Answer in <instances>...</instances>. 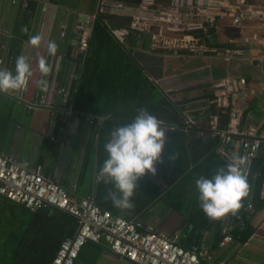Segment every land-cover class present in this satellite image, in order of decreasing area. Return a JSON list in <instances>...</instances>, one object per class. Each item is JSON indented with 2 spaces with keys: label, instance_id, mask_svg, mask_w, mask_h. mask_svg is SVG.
I'll list each match as a JSON object with an SVG mask.
<instances>
[{
  "label": "crops",
  "instance_id": "1",
  "mask_svg": "<svg viewBox=\"0 0 264 264\" xmlns=\"http://www.w3.org/2000/svg\"><path fill=\"white\" fill-rule=\"evenodd\" d=\"M194 1L142 0L139 7L121 5L112 11L131 16L133 23L140 26V32L151 34L150 50L141 47L142 40H138L133 54L168 96L182 101L213 92L216 96L213 103L232 109L230 130L240 133L261 131L264 129V21H246L237 26L231 14L239 8H264V0H208L207 5L204 0H197V4ZM100 3L101 0H82L80 6L75 7L70 0H0V58L6 57L14 43L19 41L21 55L28 59L33 70L37 49H47L50 41L67 39L78 47L80 38L77 40L72 34L81 37L84 30L89 36L94 19L87 22L80 15L93 16L91 10L94 6L97 11L104 10ZM196 22L202 28H191ZM62 24L68 27L64 38L61 37ZM209 28L213 29L212 35ZM195 31H200L201 35L196 36ZM123 32L128 34L127 30ZM34 35L41 37L38 47L28 43L29 37ZM121 37L124 40L127 35ZM227 48L244 50L245 55L227 61L223 56ZM60 60V56L52 58L48 64L46 87L51 77L57 75ZM11 71L14 72L15 68ZM63 76L62 83L69 87L73 80L70 66ZM242 78L247 82L244 87L240 85ZM18 93L20 91H15ZM15 97H10L11 104L4 109L6 118L0 121L3 129L0 131V153L15 157L28 168L42 165L47 176L65 187L72 198L95 199L101 177L100 143L98 146V136L92 143V121L86 119L79 125V120L75 119L72 126L62 124L60 116L71 117L58 110L54 118L49 109L30 106ZM212 117L214 128L218 116ZM187 118H191L189 112ZM165 131L167 133V128ZM92 146L95 148L93 154ZM156 180L163 191H168L165 178L157 177ZM261 195L264 199L262 192ZM112 197H117L114 192ZM153 212H156L155 208L151 209L148 219L153 225L171 230L184 223L178 213ZM252 222L255 233L244 244L232 240L213 251V233H208L203 238L201 250L221 257L227 264H264V207L255 214ZM245 250H250L249 255L259 258L260 263L242 257ZM75 264L137 263L120 257L104 242L90 241L82 248Z\"/></svg>",
  "mask_w": 264,
  "mask_h": 264
},
{
  "label": "trees",
  "instance_id": "2",
  "mask_svg": "<svg viewBox=\"0 0 264 264\" xmlns=\"http://www.w3.org/2000/svg\"><path fill=\"white\" fill-rule=\"evenodd\" d=\"M141 4L142 0H104V10L97 11L94 6L91 15L95 17L88 47L83 51L67 39L55 40L57 52L53 56L48 55L47 49L38 48L29 89L24 99L20 100L29 103L37 92L44 91L41 80H45V76L40 73L39 59L44 57L49 64L52 58L60 56L57 81L63 84V74L69 66L73 72V80L68 87L73 118L60 116L59 120L62 124H69L78 119L79 125L86 119L92 121V143L96 142L100 132L99 171L107 158L104 145L112 139L114 130L133 120L141 109L147 110L168 130L162 159L156 165L157 174H148L139 181L130 209L114 206L109 190L112 188L117 197L119 193L114 191L109 178L101 176L96 203L110 210L114 217L139 220L144 226H153L157 231L169 234L178 230L187 232L180 242L185 248L197 247L201 250L203 238L208 233H213V251L221 247L227 235L244 244L255 233L252 222L255 214L264 207L261 195L264 152L254 160L249 195L242 202L241 209L220 219L207 217L199 208L195 181L229 163L219 148L222 145L221 134L229 129L232 109L213 103L216 99L213 92H204L189 100L173 99L151 78L133 54L138 40H142L141 47L150 50L151 34L134 31L131 16L112 11L115 6L136 8ZM209 29L212 35L213 29ZM123 30H127L128 34L121 40L115 31ZM199 32L194 34L200 36ZM72 35L77 40L80 38L76 33ZM14 44L6 56L11 70L15 68L16 58L21 56L22 50L21 42ZM10 97L16 98L0 91V121L6 118L4 109L11 104ZM187 112L195 121L190 128L186 122ZM214 115L218 116V122L213 128ZM1 127L0 124V131L3 130ZM94 149L92 146V154ZM157 177L165 178L169 184L168 191H163ZM250 204H253V210L248 208ZM152 208H155L153 213L156 214L165 211L178 213L184 218V223L171 230L153 225L148 220ZM77 228L76 218L63 210L52 206L32 210L0 195V264H51L63 240L73 237ZM209 254L216 261L222 260L213 253Z\"/></svg>",
  "mask_w": 264,
  "mask_h": 264
},
{
  "label": "built area",
  "instance_id": "3",
  "mask_svg": "<svg viewBox=\"0 0 264 264\" xmlns=\"http://www.w3.org/2000/svg\"><path fill=\"white\" fill-rule=\"evenodd\" d=\"M231 15L233 23L242 26L246 21H264V8H239ZM94 17L89 16L87 22ZM60 28L61 37L64 38L68 27L62 24ZM191 28L199 29L202 25L196 22L191 24ZM115 34L121 37L118 31H115ZM88 37V33L83 30L78 40L79 50L83 51L88 47ZM244 55L245 51L241 49L227 48L223 52L227 61ZM9 61L7 57L0 58L2 71H11ZM246 83L245 78L240 79L242 87L246 86ZM29 85L30 78L20 93L5 92L22 100ZM69 95L68 87L60 84L56 76H53L46 89L37 92L29 105L49 109L54 118L57 117L58 110L72 117L73 109L69 102ZM186 122L189 127L193 124L191 118H187ZM73 124L75 122L70 123L71 126ZM221 139L222 145L219 152L228 162H231L233 158H242L245 162L242 172L250 180L254 160L264 151V129L259 132L252 130L248 133L228 129L221 134ZM262 193L264 194V182ZM0 195L32 210L52 206L76 218L78 228L75 235L63 240L51 264H75L82 248L90 241L104 242L111 251L137 264H227L225 260L216 261L212 255L197 247H183L180 242L187 236V232L183 230L169 234L166 231H157L150 225L144 226L139 220L114 217L110 210L101 208L92 197L72 198L65 187L47 176L42 165L28 168L15 157L1 153ZM249 208L252 209L253 204H250ZM232 240V236L227 235L221 247Z\"/></svg>",
  "mask_w": 264,
  "mask_h": 264
},
{
  "label": "clouds",
  "instance_id": "4",
  "mask_svg": "<svg viewBox=\"0 0 264 264\" xmlns=\"http://www.w3.org/2000/svg\"><path fill=\"white\" fill-rule=\"evenodd\" d=\"M28 43L33 47L41 44L39 35L30 36ZM49 56L57 52V45L50 41L47 45ZM39 70L47 76L49 66L44 57L39 59ZM32 75L28 59L21 55L16 58L15 71H0V91H21ZM46 88V81L41 80ZM167 140V133L161 122L147 110L141 109L130 122L117 127L113 138L105 145L107 153L100 174L113 182L114 191L119 196L113 204L117 208L130 209L132 199L139 187V181L148 174H157V163L161 161ZM242 158L217 168L209 176H201L195 181L199 208L210 219H220L236 213L249 195L248 176L242 172Z\"/></svg>",
  "mask_w": 264,
  "mask_h": 264
},
{
  "label": "rangeland",
  "instance_id": "5",
  "mask_svg": "<svg viewBox=\"0 0 264 264\" xmlns=\"http://www.w3.org/2000/svg\"><path fill=\"white\" fill-rule=\"evenodd\" d=\"M81 2H82V0H70V4L72 5V6H80V4H81ZM94 2V4H95V1H93ZM135 26V27H134ZM133 29H134V31H136V32H140L141 31V29H140V26H138V25H133ZM157 29H155V32H158V30L156 31ZM121 39H122V37H120ZM123 40V39H122ZM264 152V151H263ZM249 252H250V250H248V251H246L245 250V252H242L241 253V256L242 257H245V258H248V260H251V261H254V262H258V263H260V259L259 258H256V257H253V256H251V255H249ZM246 262H249V261H247L246 260Z\"/></svg>",
  "mask_w": 264,
  "mask_h": 264
},
{
  "label": "water",
  "instance_id": "6",
  "mask_svg": "<svg viewBox=\"0 0 264 264\" xmlns=\"http://www.w3.org/2000/svg\"><path fill=\"white\" fill-rule=\"evenodd\" d=\"M196 4H197V0H195L194 1ZM208 4V0H204V5H207ZM100 6H102V0H101V3H100ZM99 10H101V9H99ZM80 18L81 19H83V20H88V18H89V16H87V15H80ZM123 37H125L127 34L125 33V32H123V31H120L119 32ZM102 123H103V121L101 120V122H100V126H102ZM101 128V127H100ZM99 143H100V132H99V135H98V146H99ZM109 192H110V194H112L113 195V189L111 188L110 190H109Z\"/></svg>",
  "mask_w": 264,
  "mask_h": 264
}]
</instances>
